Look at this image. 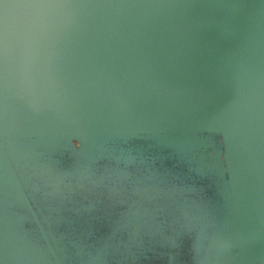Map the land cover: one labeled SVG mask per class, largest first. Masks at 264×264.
<instances>
[{
  "label": "water",
  "instance_id": "1",
  "mask_svg": "<svg viewBox=\"0 0 264 264\" xmlns=\"http://www.w3.org/2000/svg\"><path fill=\"white\" fill-rule=\"evenodd\" d=\"M0 14V208L29 264H264V0H5ZM154 172L150 223L133 202L136 230L123 207L116 231L93 226L96 252L74 244L102 212L90 183ZM114 232L134 245L114 249ZM13 242L0 264H21Z\"/></svg>",
  "mask_w": 264,
  "mask_h": 264
},
{
  "label": "flooded vegetation",
  "instance_id": "2",
  "mask_svg": "<svg viewBox=\"0 0 264 264\" xmlns=\"http://www.w3.org/2000/svg\"><path fill=\"white\" fill-rule=\"evenodd\" d=\"M168 171L173 172V173L176 172V171L174 172V170H172V168H170ZM156 173L157 172H154V174H152V175L148 174V176L143 174L140 177L137 176L135 178H127L126 180H119L116 188L115 189L111 188L113 190V192L107 190V187H108L107 184L98 185V184L90 183V185L87 187V188L90 187V192H88V195H93V196H91V199H93L94 201H97V204L100 205L99 207L102 208V210H101L102 212L97 214V215H100V218H99V216L97 218V215L93 218V220H91V218H87V224L88 225L84 224L80 228V229H82V227H83V228H86L88 230L89 239L86 241H76L74 244H80L81 243L84 246L86 244L85 247H87L88 249L91 247L92 251L94 249L96 252L97 248H93V247L97 246V243H98L97 240L98 239L95 236L96 232H94L95 230L93 229V226H96L97 231L99 230V232L100 231L102 232L103 237L108 236L109 231H111L112 224L114 225L115 222L117 221L114 218L115 215L118 216V221H119V223L122 224L123 221L120 219L119 215L121 214L123 207H126V209L128 208L127 210H125L126 212H124L123 214L131 216V218L125 219V220H127V221L133 220V223H134L131 225L130 228H129V223L127 224L128 226H125V227H128L127 230L130 232H133V230H136V225L138 223L134 222L135 218H132L134 215H136V213H135L136 211H134V215H131L130 212L128 211L129 208L131 206H133V202H134V204L137 202L135 206L139 205L138 210H141L142 208L147 209L144 212L143 211L140 212L141 214H144L145 217H141L140 220L138 219V222L146 220L148 223H150L151 222L150 217L153 214V212L151 211V208L155 204V200H153L150 196H151L152 190H154L158 184V182H156L157 181L156 179H158V176L156 177V175H155ZM158 173L160 174V172H158ZM161 174H163L162 176H164L163 172H161ZM149 176H153L156 179H154V178L150 179ZM160 177H161V175H160ZM165 177L167 179V182L166 181L165 182L168 183L166 186L169 188L175 187V185H174L175 180L173 179V177L169 178V175H167ZM161 181L159 182L160 183L159 186H164L165 184L162 185ZM78 182H80V181H78ZM122 183H123V185H122ZM192 183H194V182L191 181V182L186 183V181H183L180 185H177V187H175V188L182 189L184 187L186 189H189V188H191L189 184H192ZM80 184H78V186L75 187L74 192H77V191L82 192L83 187H80ZM185 184H188V185L186 186ZM119 185H122L121 188H119ZM98 190H102V191H98ZM149 194H150V196L147 197V195H149ZM89 198H90V196H89ZM94 201H92V202H94ZM127 211L129 214H127ZM170 211L171 210H169V212ZM0 218L1 219L3 218V222L0 223V243L3 244L5 242V239H6V241H7L6 246H8L9 241H14L13 242L14 246L20 248L18 250L19 256H17V257L20 258L21 264H29L28 260H27V246L25 248H21V246H23L22 243H24V241H22L23 239H21V236L18 235L16 233V230H15V227H17L18 224H13L11 216L7 215L6 211L2 208H0ZM200 218H201V215H200ZM111 220H113L114 222ZM21 222H22V220H21ZM75 225H76V222H75ZM85 226H87V227H85ZM137 226H139V225H137ZM117 229H118V227H116L114 225V230L116 231ZM112 235L113 236H111L107 239V241H108L107 243L113 244L114 242H117L113 247L114 249L118 248L117 246H119L120 249H122L124 246L130 247V246L134 245L133 237H128L127 233H126V235H121V234L116 235V233L114 232ZM77 242H79V243H77ZM70 243L72 244V240L70 241ZM105 243H106V238H105L104 244ZM12 246L13 245L11 244V247ZM68 256H70V254ZM71 257H73V256H71ZM107 259H105L106 261L103 262L102 264H109V263H106V262H109V260H107ZM17 261L18 260H16V263H17ZM37 264H39V263H37ZM110 264H112V263H110Z\"/></svg>",
  "mask_w": 264,
  "mask_h": 264
},
{
  "label": "snow or ice",
  "instance_id": "3",
  "mask_svg": "<svg viewBox=\"0 0 264 264\" xmlns=\"http://www.w3.org/2000/svg\"><path fill=\"white\" fill-rule=\"evenodd\" d=\"M5 0H0V4H4ZM8 23L7 17L4 14H0V28L6 27Z\"/></svg>",
  "mask_w": 264,
  "mask_h": 264
},
{
  "label": "rangeland",
  "instance_id": "4",
  "mask_svg": "<svg viewBox=\"0 0 264 264\" xmlns=\"http://www.w3.org/2000/svg\"><path fill=\"white\" fill-rule=\"evenodd\" d=\"M82 185H86V182H81Z\"/></svg>",
  "mask_w": 264,
  "mask_h": 264
}]
</instances>
